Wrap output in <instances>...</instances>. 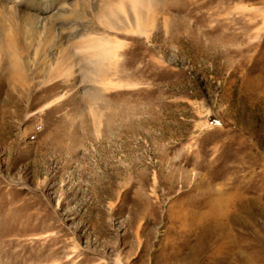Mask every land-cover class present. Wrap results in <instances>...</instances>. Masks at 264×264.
<instances>
[{"label": "rangeland", "instance_id": "rangeland-1", "mask_svg": "<svg viewBox=\"0 0 264 264\" xmlns=\"http://www.w3.org/2000/svg\"><path fill=\"white\" fill-rule=\"evenodd\" d=\"M120 1L0 0V264H264V0Z\"/></svg>", "mask_w": 264, "mask_h": 264}, {"label": "bare ground", "instance_id": "bare-ground-1", "mask_svg": "<svg viewBox=\"0 0 264 264\" xmlns=\"http://www.w3.org/2000/svg\"><path fill=\"white\" fill-rule=\"evenodd\" d=\"M9 1V0H8ZM122 1L124 2V0H121L119 2V5L116 4L117 8L122 10V12L124 11V6L122 4ZM143 1V0H142ZM127 1H125V4H126ZM130 4H131V7L132 10L135 12L136 14V28L139 32H143V26L144 24L142 23V21L140 20V18L137 16V10H138V7H139V4L141 3V0H129ZM110 2L107 1V3L103 6V8L101 7V10L99 11V13H97L98 15V19L99 20V23L110 28V29H114L113 27V20L116 21V22H120L122 23V21L116 17L115 15L117 14H113L112 13V6L111 4H109ZM113 3V2H112ZM150 3V2H149ZM115 5V4H114ZM142 6V5H141ZM140 6V7H141ZM148 6V5H147ZM129 8V9H130ZM143 8V7H142ZM151 8V6H150ZM114 9V8H113ZM116 9V8H115ZM145 11V9H143ZM149 10V9H148ZM115 11V10H114ZM118 11V10H117ZM126 11V10H125ZM142 10H140L141 12ZM127 12V11H126ZM151 12V9L150 11ZM8 13L9 14V17H6L5 13H3V10L0 9V37L3 38V40H5L4 42H7V45L5 46L4 44V47H2L3 49V52H6L8 51V54L11 56L12 60L14 61V71L13 73H15V78H16V81L18 80H21V77H20V74L23 73V68H24V61L21 60L20 58V51L22 52V50H19L21 49L22 46H20L19 48V42L18 41H21L22 39L23 40H30L32 38H34V34L36 32V29L33 28L31 30V35L29 33H24L22 31H18V29L16 28V18L15 16L9 11ZM15 13V12H14ZM121 13V12H120ZM129 14V12H127ZM124 12L125 15L128 16V14ZM133 13V12H132ZM122 14V13H121ZM120 14V15H121ZM134 14V13H133ZM147 14V13H146ZM124 15V17H125ZM141 16V13L139 14ZM149 14H147L148 16ZM123 16V15H122ZM121 16V18H123ZM135 16V15H134ZM143 16V14H142ZM125 17V18H127ZM144 17V16H143ZM149 17V16H148ZM124 19V18H123ZM143 19V18H142ZM147 19V17H146ZM129 20V18L127 19ZM32 22L33 24V21L35 22V20L33 19V17H30L28 18V22ZM148 21V19H147ZM125 22V21H123ZM127 22V21H126ZM144 22H145V19H144ZM36 25V24H35ZM4 26L7 28V31L8 34L5 36L4 35V31H5V28ZM48 26V23L47 25H45L44 27V30H45V33L49 34L51 31H50V26L51 24H49V28L47 27ZM127 26L129 28V30L131 31L132 30V26L127 23ZM134 31V29H133ZM6 32V31H5ZM132 32V31H131ZM136 32V30H135ZM22 34L21 36V40L17 39V35L19 34ZM146 33V31H145ZM38 34V33H37ZM134 34V33H133ZM147 34V33H146ZM39 35V34H38ZM139 35V34H138ZM142 37V36H141ZM2 40V42H3ZM46 40V39H45ZM24 42V41H23ZM1 43V42H0ZM30 43V42H29ZM25 44V43H23ZM28 44V41L26 42V45ZM123 44V43H122ZM121 43H118L116 40H110V39H104V38H90L88 41H85V42H81L79 44V46L82 48V50H91L93 51L90 56H89V59L91 61H94L93 64H95V66H97V68H99V72L102 71L103 67L106 65V67H110L111 65H113L115 67V62L117 61V51L120 50V48L123 46ZM29 45L28 44V48H29ZM25 46V45H24ZM26 47V46H25ZM26 47V48H27ZM78 47V46H77ZM39 48V47H38ZM42 48V47H41ZM40 48V49H41ZM79 48V47H78ZM33 49V48H32ZM26 50V49H25ZM24 50V51H25ZM80 50V48H79ZM78 50V51H79ZM77 51V52H78ZM34 52V51H33ZM85 53V51H84ZM34 56L37 57L38 56V50L36 49V51L34 52ZM64 57V56H63ZM87 57V56H86ZM38 59V58H37ZM32 60V59H31ZM35 61V60H34ZM66 62H68V58H62L60 61H57L55 67L57 69H59L58 67L59 66H63L65 64H67ZM29 63V61H28ZM61 68V67H60ZM113 68V67H112ZM110 67V69H112ZM107 69V68H106ZM108 70V69H107ZM102 73V72H101ZM52 75V74H51ZM101 75V74H100ZM50 76V75H49ZM56 77V75H54ZM59 76V75H57ZM99 76V75H98ZM104 75H102L99 83L101 84L102 88L107 90V88H112L114 86V84L112 83V81L110 80L111 78H106L105 76L103 77ZM50 78H53L54 77H50ZM20 82V81H19ZM115 84H118V83H115ZM113 89V88H112ZM109 90V89H108Z\"/></svg>", "mask_w": 264, "mask_h": 264}]
</instances>
